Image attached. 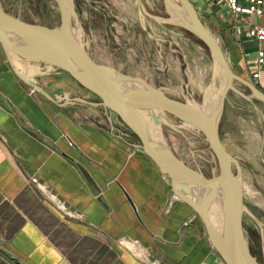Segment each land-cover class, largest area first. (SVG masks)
I'll use <instances>...</instances> for the list:
<instances>
[{
  "label": "crops",
  "instance_id": "obj_1",
  "mask_svg": "<svg viewBox=\"0 0 264 264\" xmlns=\"http://www.w3.org/2000/svg\"><path fill=\"white\" fill-rule=\"evenodd\" d=\"M188 1L232 72L264 94V66L251 77L264 40L245 33L264 28V0L260 16L232 14L221 0ZM27 75L32 84L0 49V264H224L199 218L113 113L66 77ZM32 177L74 216L46 200ZM122 238L136 240L144 257Z\"/></svg>",
  "mask_w": 264,
  "mask_h": 264
},
{
  "label": "rangeland",
  "instance_id": "obj_2",
  "mask_svg": "<svg viewBox=\"0 0 264 264\" xmlns=\"http://www.w3.org/2000/svg\"><path fill=\"white\" fill-rule=\"evenodd\" d=\"M71 5L70 26L95 62L136 76L169 98L186 100L194 107H201L206 95L218 94L223 83L218 66L191 30L168 23L161 0H71ZM147 7L160 12L153 14ZM0 9L46 27L59 22L54 0H0ZM151 16L160 19L158 26L151 23ZM34 66L33 73H46L40 64ZM50 73L66 77L79 91L94 96L69 76L56 70ZM163 115L167 122L160 119V132L174 156L206 178L215 175L216 161L202 134L170 113ZM218 134L239 166L244 240L256 262L264 264V104L236 81L225 93ZM236 172L232 165V173Z\"/></svg>",
  "mask_w": 264,
  "mask_h": 264
},
{
  "label": "water",
  "instance_id": "obj_3",
  "mask_svg": "<svg viewBox=\"0 0 264 264\" xmlns=\"http://www.w3.org/2000/svg\"><path fill=\"white\" fill-rule=\"evenodd\" d=\"M54 1L59 19L55 27L24 22L0 9V49L16 75L32 84L16 66L35 69L34 64H40L46 73L56 70L93 94L97 103L118 118L135 138L137 147L166 176L172 194L196 214L222 262L258 264L248 250L241 227L244 205L239 166L220 141L218 118L232 81L245 85L251 96L263 104L264 94L232 72L218 43L205 30L188 0H177L183 12L169 0L163 2L168 20L191 30L202 41L223 76L217 99L207 113L186 100L169 98L136 76L95 62L70 26L71 0ZM46 73L32 72L27 76L34 79ZM164 113L202 134L216 161L215 175L206 178L174 156L160 132ZM232 165L237 168L236 174L232 173ZM217 189L221 191V199L216 196Z\"/></svg>",
  "mask_w": 264,
  "mask_h": 264
},
{
  "label": "built area",
  "instance_id": "obj_4",
  "mask_svg": "<svg viewBox=\"0 0 264 264\" xmlns=\"http://www.w3.org/2000/svg\"><path fill=\"white\" fill-rule=\"evenodd\" d=\"M223 5L232 14H242V15H252L260 16L263 13V0H221ZM234 31L236 33H242L243 29L240 24L234 26ZM246 35L249 38L255 40L258 44L264 40V28L261 26L250 25L247 26L245 30ZM255 65L256 69L252 71L251 77L255 79L258 75L259 67L264 66V49L257 47L255 49ZM30 182L34 185L36 190L52 205L62 212L66 216H74L73 211L67 206V204L59 198L53 191H51L44 183L39 182L36 178H30ZM118 242L128 249H130L133 254L137 257H144V252L142 248L138 247L136 240H131L127 238L119 239ZM150 264H159L155 261H150Z\"/></svg>",
  "mask_w": 264,
  "mask_h": 264
},
{
  "label": "bare ground",
  "instance_id": "obj_5",
  "mask_svg": "<svg viewBox=\"0 0 264 264\" xmlns=\"http://www.w3.org/2000/svg\"><path fill=\"white\" fill-rule=\"evenodd\" d=\"M172 1V3H174L177 7H178V9H180L182 12L184 11V8H183V6L181 5V4H177V3H175V2H173V0H171ZM215 63V62H214ZM28 65H31V64H29L28 63ZM33 65V64H32ZM19 69V72H21L22 74H24V75H27V73L28 74H31L33 71H34V69L33 68H31V67H28V66H25V65H18L17 66ZM217 67V66H216ZM46 69V68H45ZM217 69V68H216ZM194 81H196V80H194ZM195 83V82H194ZM198 83V82H197ZM201 85V84H200ZM202 87V86H201ZM212 89V88H211ZM211 93H213V91L211 92ZM216 99H217V95L215 96V97H213V95H206L205 97H204V99L202 100V104H201V109L205 112V113H207L211 108H213V104L215 103V101H216ZM161 120L162 121H165V122H167V119L166 118H161ZM183 125L184 126H187V125H185L184 123H183ZM242 182V181H241ZM242 185V184H241ZM216 196L219 198V199H221V191L219 190V189H217L216 191ZM243 194V193H242Z\"/></svg>",
  "mask_w": 264,
  "mask_h": 264
},
{
  "label": "flooded vegetation",
  "instance_id": "obj_6",
  "mask_svg": "<svg viewBox=\"0 0 264 264\" xmlns=\"http://www.w3.org/2000/svg\"><path fill=\"white\" fill-rule=\"evenodd\" d=\"M171 3H172V1L171 0H169ZM175 1H177V0H175ZM161 2H162V5H163V8L165 9V7H164V2H163V0H161ZM153 3H154V1H153ZM172 4H174V3H172ZM147 6V5H146ZM147 9L151 12V13H159L160 12V10H159V8H148L147 7ZM137 11L139 12L140 10L139 9H137ZM137 12V13H138ZM196 14L198 15V18H199V20L201 21V23H202V25L204 26V28H205V30L208 32V34H210L214 39H215V37L213 36V34L210 32V30L206 27V25H205V23H204V20H203V17L202 16H200L197 12H196ZM168 15V14H167ZM139 17V16H138ZM168 17H169V15H168ZM151 19V23L153 24V25H159L160 24V19L158 18V17H156V18H153V16H151L150 17ZM159 19V20H158ZM136 21H137V18H136ZM168 22V21H167ZM168 23H171V24H173V25H176L175 23H173V22H168ZM199 39V38H198ZM200 40V39H199ZM216 40V39H215ZM201 41V40H200ZM217 42V41H216ZM201 43H202V41H201ZM173 45H174V43H173ZM202 45L206 48V46L202 43ZM172 49V51L173 52H176V50L174 49V48H171ZM207 49V48H206ZM208 51V50H207ZM209 52V51H208ZM210 54V53H209Z\"/></svg>",
  "mask_w": 264,
  "mask_h": 264
}]
</instances>
